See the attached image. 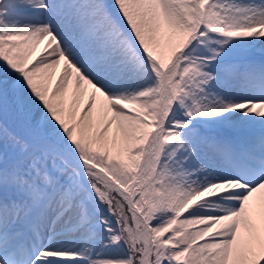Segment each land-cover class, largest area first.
I'll list each match as a JSON object with an SVG mask.
<instances>
[{
	"label": "snow or ice",
	"instance_id": "snow-or-ice-1",
	"mask_svg": "<svg viewBox=\"0 0 264 264\" xmlns=\"http://www.w3.org/2000/svg\"><path fill=\"white\" fill-rule=\"evenodd\" d=\"M0 264H264V0H0Z\"/></svg>",
	"mask_w": 264,
	"mask_h": 264
},
{
	"label": "bare ground",
	"instance_id": "bare-ground-1",
	"mask_svg": "<svg viewBox=\"0 0 264 264\" xmlns=\"http://www.w3.org/2000/svg\"><path fill=\"white\" fill-rule=\"evenodd\" d=\"M43 47H44L43 45H40V46L37 48V50H36V54L41 53V52L43 51ZM59 74H60V70L58 69L57 72H56V74L53 76V80H52L53 86H54V84H55V82H56V78L59 76ZM73 99H77V98L73 97V96L71 95V92H70V93H69V103H71ZM79 100H80V98L77 99V104L80 103ZM84 106H85V104H84ZM80 110H81V109H80ZM78 112H79V111H78Z\"/></svg>",
	"mask_w": 264,
	"mask_h": 264
},
{
	"label": "rangeland",
	"instance_id": "rangeland-1",
	"mask_svg": "<svg viewBox=\"0 0 264 264\" xmlns=\"http://www.w3.org/2000/svg\"><path fill=\"white\" fill-rule=\"evenodd\" d=\"M87 99H88V96H87V93H86L82 98H80V102L82 103V105L84 104V100H86V102H87Z\"/></svg>",
	"mask_w": 264,
	"mask_h": 264
}]
</instances>
